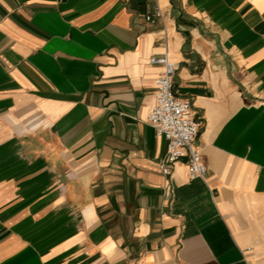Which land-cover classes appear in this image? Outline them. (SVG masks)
<instances>
[{"label":"crops","instance_id":"0c3cea01","mask_svg":"<svg viewBox=\"0 0 264 264\" xmlns=\"http://www.w3.org/2000/svg\"><path fill=\"white\" fill-rule=\"evenodd\" d=\"M163 54L205 177L162 172ZM0 264H264V0H0Z\"/></svg>","mask_w":264,"mask_h":264},{"label":"built area","instance_id":"2783aa9c","mask_svg":"<svg viewBox=\"0 0 264 264\" xmlns=\"http://www.w3.org/2000/svg\"><path fill=\"white\" fill-rule=\"evenodd\" d=\"M155 14L162 16L159 8ZM146 18L154 20L152 15ZM150 62L163 66L148 115L149 124L167 142L162 172L170 175L174 165L186 158L190 176L205 177L207 169L201 152L196 148L200 122L195 116L192 102L175 93L173 77L177 68L167 54L151 57Z\"/></svg>","mask_w":264,"mask_h":264}]
</instances>
